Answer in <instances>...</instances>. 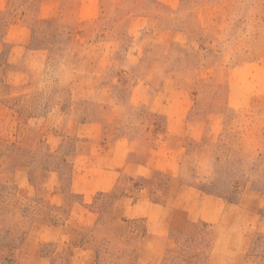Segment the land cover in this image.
<instances>
[{"label": "rangeland", "instance_id": "374dc122", "mask_svg": "<svg viewBox=\"0 0 264 264\" xmlns=\"http://www.w3.org/2000/svg\"><path fill=\"white\" fill-rule=\"evenodd\" d=\"M0 264H264V0H0Z\"/></svg>", "mask_w": 264, "mask_h": 264}]
</instances>
